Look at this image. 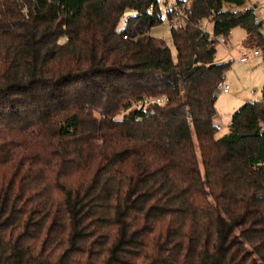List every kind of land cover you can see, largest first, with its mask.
Wrapping results in <instances>:
<instances>
[{
    "label": "trees",
    "instance_id": "16d2710c",
    "mask_svg": "<svg viewBox=\"0 0 264 264\" xmlns=\"http://www.w3.org/2000/svg\"><path fill=\"white\" fill-rule=\"evenodd\" d=\"M255 9L176 0L173 56L159 0H0V264H264V84L214 122Z\"/></svg>",
    "mask_w": 264,
    "mask_h": 264
},
{
    "label": "rangeland",
    "instance_id": "374dc122",
    "mask_svg": "<svg viewBox=\"0 0 264 264\" xmlns=\"http://www.w3.org/2000/svg\"><path fill=\"white\" fill-rule=\"evenodd\" d=\"M176 0H159L161 15L163 21L153 26L149 34L162 38L170 46L173 56L175 50L172 46L169 22L166 18L165 10L169 8ZM257 0H251L254 4ZM260 1V0H258ZM263 6H264V0ZM262 31L264 34V21ZM124 25V19L119 22V27ZM206 30H212V24L205 20ZM246 31L242 27H235L231 30L229 36L222 42L218 37L216 44L215 61L231 60V67L226 72L224 81L229 85L227 92H219L215 100L216 116L214 122L218 125L217 136L222 135L227 130V125L232 114L245 102L253 100H262V87L264 84V52L252 44H246ZM64 39H60V43ZM255 49L259 50V55H253ZM241 56H246L249 60L245 63L239 62Z\"/></svg>",
    "mask_w": 264,
    "mask_h": 264
},
{
    "label": "built area",
    "instance_id": "2783aa9c",
    "mask_svg": "<svg viewBox=\"0 0 264 264\" xmlns=\"http://www.w3.org/2000/svg\"><path fill=\"white\" fill-rule=\"evenodd\" d=\"M164 3H167V0H163ZM255 20L256 21H261L257 15L255 14ZM179 25V21L178 20H173L171 23H169V29L170 28H176ZM222 42H225L223 37H220ZM253 55L257 56L259 55V51L258 50H254L253 51ZM249 60L248 57L246 56H241L239 58V62H247ZM229 90V85L223 80L222 82H220V84L218 85V91L220 92H227ZM167 101V98L163 95H158V96H143L138 103L136 104V107L139 109H143L144 111H152V107L154 105H162Z\"/></svg>",
    "mask_w": 264,
    "mask_h": 264
},
{
    "label": "crops",
    "instance_id": "0c3cea01",
    "mask_svg": "<svg viewBox=\"0 0 264 264\" xmlns=\"http://www.w3.org/2000/svg\"><path fill=\"white\" fill-rule=\"evenodd\" d=\"M256 9H255V14L257 17L261 20L264 21V6H263V1H255L254 3ZM246 102V101H245Z\"/></svg>",
    "mask_w": 264,
    "mask_h": 264
}]
</instances>
